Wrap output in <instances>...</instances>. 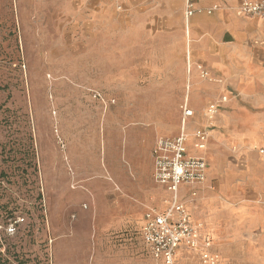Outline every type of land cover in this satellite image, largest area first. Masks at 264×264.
<instances>
[{"label": "rangeland", "instance_id": "rangeland-1", "mask_svg": "<svg viewBox=\"0 0 264 264\" xmlns=\"http://www.w3.org/2000/svg\"><path fill=\"white\" fill-rule=\"evenodd\" d=\"M174 8L173 0H0V264L152 263L142 234L148 207L130 198L110 207L115 199L93 191L91 169L72 166L66 153L101 121L125 119L123 77L127 86L158 88ZM174 110L180 128L179 102ZM248 176L241 184L208 176L184 201L190 210L229 198L245 208L232 225H255L233 234L226 258L190 210L220 264H264V170ZM201 254L194 264H203Z\"/></svg>", "mask_w": 264, "mask_h": 264}, {"label": "crops", "instance_id": "crops-1", "mask_svg": "<svg viewBox=\"0 0 264 264\" xmlns=\"http://www.w3.org/2000/svg\"><path fill=\"white\" fill-rule=\"evenodd\" d=\"M241 1L199 0L198 11L186 18L185 0H173L177 15L167 19L166 26L173 29L174 35L161 42L168 64L158 88L152 92L127 86L122 76L125 119H109L104 126L101 121L91 140L85 132L84 142L68 146L67 161L72 166L82 161L91 169L93 191L109 192L115 199L110 207L120 208L123 201L132 199L148 207L147 212L168 209L161 208L165 195L170 201L171 193L154 178L155 145L161 137L173 138L185 132L189 154L203 156L208 162L207 177L219 178L223 184L228 177L235 183H244L248 175L264 170V152L258 150L264 147V16L238 13ZM170 2L167 0V6ZM199 66L207 69L210 76L204 78ZM224 96L227 98L219 104V112L209 119L207 107ZM178 102L181 129L174 110ZM184 107L193 110V115L185 118ZM200 129L209 134L205 149L194 145V133ZM61 132L66 135L63 128ZM60 160L63 161L61 155ZM189 193V186L180 187L181 200L185 201ZM189 208L194 220L213 234L215 249L226 258L233 234L255 226L232 225L234 216L245 208L232 205L229 198L192 202ZM144 245L153 263L145 241ZM177 250L176 264L181 259L184 264H194L195 256L201 252L184 244Z\"/></svg>", "mask_w": 264, "mask_h": 264}, {"label": "built area", "instance_id": "built-area-1", "mask_svg": "<svg viewBox=\"0 0 264 264\" xmlns=\"http://www.w3.org/2000/svg\"><path fill=\"white\" fill-rule=\"evenodd\" d=\"M199 0H185L186 18L191 17L197 11ZM238 13L246 16H264V0H242ZM201 75L209 77V71L199 66ZM224 96L220 101L213 102L207 107L209 119H213L219 112V104L226 100ZM184 117H190L194 111L184 107ZM194 135L197 138L196 145L199 149H205L208 141V131L197 130ZM188 135L182 132L173 138L161 137L157 140L155 155V181L164 185L171 193L170 206L165 212L149 210L146 222L143 226L144 241L151 251L152 264H176V255L181 244L189 248L202 250L203 264H220V256L211 250L212 242L205 239L201 242L198 226L190 215L186 204L179 197L180 187L187 185L192 187L191 193L196 195L194 187L204 184L207 180L208 162L203 156L190 155L186 144ZM264 152V149L261 150ZM24 219L19 218V221ZM15 232V224H11ZM8 228V231H9ZM10 233V232H9Z\"/></svg>", "mask_w": 264, "mask_h": 264}, {"label": "clouds", "instance_id": "clouds-1", "mask_svg": "<svg viewBox=\"0 0 264 264\" xmlns=\"http://www.w3.org/2000/svg\"><path fill=\"white\" fill-rule=\"evenodd\" d=\"M13 231V229L12 228H9V232L11 233Z\"/></svg>", "mask_w": 264, "mask_h": 264}]
</instances>
